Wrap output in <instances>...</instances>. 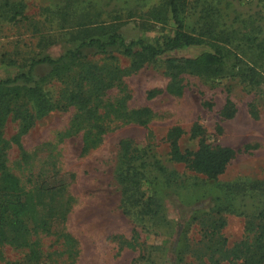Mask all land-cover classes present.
<instances>
[{
	"label": "rangeland",
	"instance_id": "obj_1",
	"mask_svg": "<svg viewBox=\"0 0 264 264\" xmlns=\"http://www.w3.org/2000/svg\"><path fill=\"white\" fill-rule=\"evenodd\" d=\"M81 1L97 4V20L116 24L124 42H160L174 30L167 0ZM62 4L63 0H0V79L25 72L33 57H55L72 46L69 29L60 26ZM180 15L186 32H196L205 21L228 34L227 46L255 68L259 82L251 85L238 75L182 73L181 93L164 91L168 77L163 57L191 56L204 46L167 51L137 70L128 69L129 58L112 48L106 53L89 51L86 58L96 76L85 83L92 94L86 107L65 104L73 75L40 82L54 109L36 119L18 142L13 138L16 120L6 116L0 127L1 159L21 186L19 198L27 209L21 218L28 230L22 243H0V264H196L197 217L229 201L214 183L264 184V55L258 48L264 39V0H186ZM47 70L46 64L35 66L33 79ZM150 90L159 91L148 96ZM226 98L235 112L223 119L220 110ZM142 107L149 111L143 124L125 118L129 110ZM193 124L210 144L234 151L217 182L168 158L166 130L181 127L180 148L194 150L197 138L189 134ZM97 125L102 131L96 134ZM84 135L98 141L84 150ZM121 140L149 148L147 161L156 159L176 174L165 186L151 166L146 168L147 175L156 177L153 186L141 182V190L154 192L160 204L157 218L141 217L116 181ZM3 197L0 193V200ZM231 201L235 209L219 215L227 247L244 237L245 220L252 218L255 207V200L246 196L236 195ZM132 230L139 238L129 246ZM184 244L188 251L178 259L174 249Z\"/></svg>",
	"mask_w": 264,
	"mask_h": 264
},
{
	"label": "trees",
	"instance_id": "obj_2",
	"mask_svg": "<svg viewBox=\"0 0 264 264\" xmlns=\"http://www.w3.org/2000/svg\"><path fill=\"white\" fill-rule=\"evenodd\" d=\"M185 2L186 0H167L170 19L174 24L173 33L160 42L149 43L142 42L140 39L124 42L118 33L116 24L97 20L101 15L97 4L93 2L86 4L81 0H63L62 6L58 8L59 17L64 23L60 26L69 29L66 33L69 34L72 46L55 57L50 55L33 57L29 60L25 72L0 79V127L6 116L16 120L18 131L13 138L18 142V137L24 134L36 119L54 109L55 105L40 85V82H45L51 78L73 75L71 79L74 82L73 88L64 94L65 104L86 107L92 94L86 89L85 83L96 76L95 66L86 58L87 53L91 50L106 53L108 48H112L129 58L128 69L137 70L144 64L161 58L167 51L183 46H204V49L198 50L191 56L171 55L163 57L162 60L168 77L164 91L175 95H179L182 91V84H180L182 73L229 77L238 75L248 84H257L259 74L255 68L227 46L228 34L215 31L212 23L205 21L199 24L196 32L184 30L180 12ZM15 12L20 13L19 10H15ZM258 48L259 52L264 55V39L260 41ZM39 64H46L48 70L38 80H34L33 70ZM157 91L159 90H150L147 95H155ZM87 112L91 113L90 110ZM148 112L146 107H142L129 110L124 116L126 119L143 124ZM234 112L235 108L232 101L226 98L220 110L221 117L223 119L230 118ZM97 127L98 131L95 133H101L102 130L99 125ZM182 134V128L177 125L166 130L164 138L169 160L183 163L189 170L201 174L206 180L217 182L218 175L225 170L234 155L233 149L224 145L210 144L204 139L201 128L193 124L189 128V134L197 138L196 148L194 150H182L179 145ZM97 141L98 138H89V136L84 135L83 149L92 147ZM149 151L147 147H132L128 140H121L119 142V165L116 169V181L125 194L128 203L138 209V214L141 217L157 218L160 216V204L154 192L151 191V193L146 194L145 191L141 190V182L146 181L150 186H153L154 177H156L155 175H151V177L150 174L147 175L149 171L146 168L151 166L162 178V183L165 186L173 181L171 179L176 174L173 171L165 170L156 159L147 161ZM1 152L0 147V193L4 196L0 200V243L17 241L18 239L22 243L28 232L21 218L27 211L26 202L19 198L22 194L21 186L17 177L5 169ZM214 184L220 187L223 194H228L229 201L225 204L218 203L212 207L211 213L197 217L200 237L197 240L199 248L194 252V258L199 261L196 264H205L202 262V258H206L208 264H222L223 261H226L227 264H263L264 184L245 180ZM236 195H239L240 198L246 196L249 199H254L255 207L252 211V218L245 220L244 237L227 247L220 232L224 221L219 215L223 211L235 209L231 200ZM138 238L137 231L132 230L130 240L126 244L133 246L137 244ZM185 251H188L187 244L174 249L178 259H181Z\"/></svg>",
	"mask_w": 264,
	"mask_h": 264
}]
</instances>
